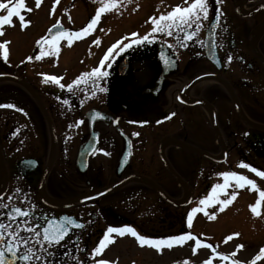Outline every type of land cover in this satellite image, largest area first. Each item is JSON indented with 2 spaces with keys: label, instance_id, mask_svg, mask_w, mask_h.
Returning a JSON list of instances; mask_svg holds the SVG:
<instances>
[{
  "label": "flooded vegetation",
  "instance_id": "af4514ba",
  "mask_svg": "<svg viewBox=\"0 0 264 264\" xmlns=\"http://www.w3.org/2000/svg\"><path fill=\"white\" fill-rule=\"evenodd\" d=\"M33 1L37 21L47 0ZM48 1L28 61L0 46V264H121L122 239L163 250L195 236L197 201L242 209L230 195L249 172L261 199L264 0H154L148 31L112 53L96 36L71 77L51 73L71 51L45 48L81 39L94 0ZM8 8L11 43L23 19ZM207 243L218 264L261 262Z\"/></svg>",
  "mask_w": 264,
  "mask_h": 264
},
{
  "label": "rangeland",
  "instance_id": "374dc122",
  "mask_svg": "<svg viewBox=\"0 0 264 264\" xmlns=\"http://www.w3.org/2000/svg\"><path fill=\"white\" fill-rule=\"evenodd\" d=\"M153 3L154 0H94L91 2L88 11L95 13L97 23L84 30L81 39L71 38L66 44L62 43L60 48L52 44L46 46L45 49L54 56L63 55L69 51L73 55L71 65H58L54 70L52 69L51 73L56 77H71V71L79 68L84 53L92 45L91 42L96 36L105 39L101 49L104 46V51L108 53L109 51L112 53L130 40L138 39L150 29V21L160 17L157 16L158 13L149 15V6ZM6 5L9 7V12L12 13L13 9L14 13L21 15L23 26L19 23L18 25L17 22H10L8 36L10 39L16 36L18 38L11 43L0 38V46H4V49L11 53L13 48L19 45L24 53V61H28L36 45V31L51 18L49 1L42 4L37 21L33 0H0V9ZM80 9L83 10L79 7H73L71 10L74 16L73 22L78 26L82 24L84 16ZM167 12L175 13L177 9H169ZM107 38L110 39L106 42ZM258 179L256 172H249L245 181L237 183L233 189L230 197L241 198L244 206L242 209L212 210L199 205L197 201L193 221L189 225V229L195 236L182 245L158 250V247L139 245L130 238L122 239L117 252L120 263L218 264L217 259L210 261L212 250L204 241L206 240L217 246L220 251L234 253L241 260L251 262L259 259L261 262L257 264H264V251H261L264 250V192L261 193V199H259Z\"/></svg>",
  "mask_w": 264,
  "mask_h": 264
},
{
  "label": "water",
  "instance_id": "95a60500",
  "mask_svg": "<svg viewBox=\"0 0 264 264\" xmlns=\"http://www.w3.org/2000/svg\"><path fill=\"white\" fill-rule=\"evenodd\" d=\"M90 23H93V20H90ZM61 34H64L62 31H61V28L59 25H55L53 27L50 28V30L48 31V35L52 36V37H56V36H59ZM31 91L32 93L36 96L35 92L32 90L31 87L27 86Z\"/></svg>",
  "mask_w": 264,
  "mask_h": 264
}]
</instances>
